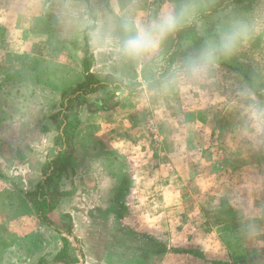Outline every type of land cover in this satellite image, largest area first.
<instances>
[{
	"label": "crops",
	"instance_id": "crops-1",
	"mask_svg": "<svg viewBox=\"0 0 264 264\" xmlns=\"http://www.w3.org/2000/svg\"><path fill=\"white\" fill-rule=\"evenodd\" d=\"M258 2L250 0L239 6L249 8ZM175 4L177 0H0V16L6 25L0 28V155L7 159H2L6 168L2 172L9 180L0 178V264H66L58 260L68 243L61 229L65 215L74 220L71 235L79 254L76 258L71 255L68 243L67 264H79L86 258V241L76 236L75 224L80 223L77 215L91 218L86 220L85 232L97 216H104L120 221L130 232L167 243L164 235L139 231L133 217L144 210L153 216L178 215L193 181L207 174L195 171L194 165L200 166L201 161L193 165L186 160L187 153L193 151V141L196 150L197 141L205 134L190 129L193 123L186 113L185 130H180L181 118L173 107L180 101L191 103L196 91L192 84L184 83L182 87L181 81L161 88L158 79L171 71L166 64L154 75L156 88L144 84V61H125L114 52L97 48L84 31L64 22L62 10L86 7L104 12L132 5L147 19L162 7ZM236 5L232 4L228 11L237 12ZM205 17L200 16L198 24L207 21ZM195 23L197 26V22L192 24ZM15 25H20L17 33L12 31ZM197 35L202 40L205 37L199 32ZM178 40L176 34L157 56L165 60L174 53H186ZM86 58L91 60L90 73L96 79L115 80L124 88L116 83L120 90L109 86L87 96H65L64 92L84 82ZM248 83H252L250 78ZM134 86L136 93L128 90ZM23 98L29 101L24 104ZM108 98L117 100L109 111L100 107L101 101ZM75 101L84 106L80 114L71 117ZM59 113L67 115L69 122L77 120L80 124L70 132L71 165L64 172L66 180L60 183L61 201L48 215L52 223L49 226L39 218L26 195L41 182L42 168L62 149L61 132L52 120ZM144 114L146 120L141 121L139 116ZM197 120L203 126V118ZM194 135L199 138L194 139ZM79 200H98L100 204L78 212L73 207Z\"/></svg>",
	"mask_w": 264,
	"mask_h": 264
},
{
	"label": "rangeland",
	"instance_id": "rangeland-1",
	"mask_svg": "<svg viewBox=\"0 0 264 264\" xmlns=\"http://www.w3.org/2000/svg\"><path fill=\"white\" fill-rule=\"evenodd\" d=\"M207 1L208 3L205 0H196L205 5L201 16H207V21L197 23V26L196 23L188 26L205 36L213 32L222 15H227L222 12H233L228 11L232 4L228 5L227 0ZM237 1L235 4L238 8H234L237 12H249L256 7L255 5L249 9L239 6L250 0L245 3ZM221 7L226 8L212 13ZM217 13L222 14L216 16ZM4 26V19L0 16V28ZM18 26L20 25L12 28L14 33L19 31ZM182 46L186 54L194 49V45L188 42ZM180 50H183L181 46ZM186 54L182 51L165 60L164 57L157 56L144 61V84L150 83L156 88L157 82L163 78L155 82L156 71L163 64H166L168 71L171 70ZM237 69L241 70L240 73H237ZM249 78L251 85L248 83ZM181 82L182 87L184 83L185 86L192 84L196 95L191 98V103L189 100L173 105L176 114L181 118V123L178 121L179 129L185 130V115L189 114L193 123L190 129L205 134L197 141L196 150L193 141V151L187 153L186 160L193 165L196 161H201L200 166L194 165L195 171L207 174L198 181H193L178 215L169 218L158 214L153 216L144 210L145 213L133 217L139 225V231L164 235L165 241L171 246L150 240L142 233L130 232L120 221L104 216H97L89 231L85 232L86 220L91 218L88 215L87 218L77 215L80 223L75 224L76 236L86 241V258L79 260V264H235L250 258L251 255L256 256L253 264H264V136L249 138L237 133L242 119L237 106L239 88L248 86L259 100L264 101V36H258L233 58L221 63L210 80ZM109 83L124 86L115 80ZM128 90L137 92L136 86ZM151 90L154 92L156 89ZM116 101L111 98L102 100L100 107L109 111L114 108ZM83 104L81 101H75L69 115L72 117L74 113L80 114ZM91 106L93 108L94 104ZM139 117L143 121L147 116L144 114ZM198 117L203 118V126L199 123L200 119L198 122ZM76 122L79 123L77 120H71L70 123ZM73 130L68 132L72 133ZM211 133L215 136H209ZM221 133H224V136ZM206 134L209 137H206ZM195 138L198 139L199 135H194ZM5 160L7 159H3ZM200 170L202 171L199 172ZM65 180L66 177L62 174L59 183ZM85 201H76L73 208L79 212L100 204L98 200L88 203ZM177 204L180 206L181 202L178 201ZM187 210L190 213H187ZM62 221L61 229L70 244V254L76 258L79 255L78 248L71 235L74 220L65 215ZM247 225L254 227L249 229ZM166 229H171L172 232ZM169 233L171 237L168 239Z\"/></svg>",
	"mask_w": 264,
	"mask_h": 264
},
{
	"label": "clouds",
	"instance_id": "clouds-1",
	"mask_svg": "<svg viewBox=\"0 0 264 264\" xmlns=\"http://www.w3.org/2000/svg\"><path fill=\"white\" fill-rule=\"evenodd\" d=\"M204 8L205 5L196 0H183L162 7L147 19L132 5L104 12L90 11L86 7L67 8L62 10V17L70 27L84 31L97 48L114 52L125 61L143 62L157 56L184 28L193 22L199 23ZM258 36H264V0H259L252 11H233L221 17L198 50L184 55L162 78L160 87L167 89L180 81L210 80L221 63L233 58ZM237 97L242 118L237 133L249 138L264 136V101L246 85L239 88Z\"/></svg>",
	"mask_w": 264,
	"mask_h": 264
},
{
	"label": "trees",
	"instance_id": "trees-1",
	"mask_svg": "<svg viewBox=\"0 0 264 264\" xmlns=\"http://www.w3.org/2000/svg\"><path fill=\"white\" fill-rule=\"evenodd\" d=\"M229 4L238 3L237 0H227ZM247 0H241L239 2H245ZM221 8H217L212 11L217 12L221 10ZM226 8V7H224ZM223 8V9H224ZM179 37V44H183L185 42H190L194 45V49L198 50L200 44L202 43V39L197 35L195 29L193 27H186L181 32L177 33ZM186 54V53H185ZM176 55L175 53L172 55ZM91 60L86 58L84 61V71H85V80L84 82L77 85L75 88H72L66 92L64 95L67 96L69 93L73 95L87 96L89 94L98 92L102 89H105L109 86H113V88L119 89L121 86L119 84H110L108 81H99L90 73ZM19 90V89H18ZM17 90V91H18ZM26 103L29 101L27 98H23ZM71 102H68V107ZM54 124L58 127L59 132H61L60 143L62 146L61 151L56 155L54 159L48 162L42 168V180L35 187L34 191L27 193V199L33 205L36 213L39 218L46 222L49 226L52 225L51 221L48 218V215L52 213L58 206L61 201L62 194L60 192V181L62 174L68 170L71 165V158L73 154L72 149V135L68 132L72 129H76L78 126V122L76 124L70 123L68 121V116L63 115L62 113L57 114L52 117ZM70 129V130H69ZM2 154V153H1ZM3 157L0 155V178L5 179V174L2 171H6V168L3 169L4 162H2ZM121 216V215H120ZM256 256H251L250 258L237 262L235 264H253L255 262ZM58 260L63 263L69 262V246L68 243L65 242L64 249L58 256Z\"/></svg>",
	"mask_w": 264,
	"mask_h": 264
}]
</instances>
